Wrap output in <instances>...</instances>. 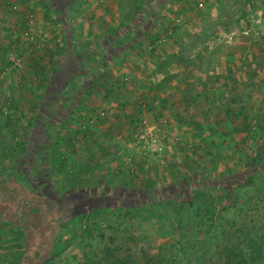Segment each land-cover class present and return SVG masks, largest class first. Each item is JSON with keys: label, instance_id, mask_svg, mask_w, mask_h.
<instances>
[{"label": "rangeland", "instance_id": "obj_1", "mask_svg": "<svg viewBox=\"0 0 264 264\" xmlns=\"http://www.w3.org/2000/svg\"><path fill=\"white\" fill-rule=\"evenodd\" d=\"M162 1L0 0V264H264V0Z\"/></svg>", "mask_w": 264, "mask_h": 264}, {"label": "trees", "instance_id": "obj_2", "mask_svg": "<svg viewBox=\"0 0 264 264\" xmlns=\"http://www.w3.org/2000/svg\"><path fill=\"white\" fill-rule=\"evenodd\" d=\"M156 1V0H155ZM157 1H159V0H157ZM166 1L167 0H164V1H162V5H161V7H163V5L166 3ZM146 6V5H145ZM160 7V8H161ZM141 9V8H140ZM149 9V8H148ZM142 11H143V13H144V10H143V8L141 9ZM140 13V10L138 11V12H136V14L133 16V18H135L136 16H138V15H140L139 14ZM124 51V50H123ZM124 54V52H122L121 53V55H123ZM120 55V56H121ZM109 64V66H110V63H108ZM250 178H251V176H248L247 178H245L244 180H243V182H241V183H239L237 186H240V187H242V186H246V185H248V184H250ZM101 181V180H100ZM99 181V183H100V185H104V183H101ZM119 187H121V186H119ZM102 188V187H101ZM78 189V188H77ZM84 189H86V190H84L83 192H79L80 193V195L82 196V195H84V194H91V189H88L87 187L86 188H84ZM224 191H221V193H224L225 194V196H224V199H223V201L221 202V203H217L218 205H216V206H218L217 207V209H219V212H221V211H223V210H226V209H228V208H231V207H233V206H235L236 205V203H237V201H238V196L235 194V190H234V187L232 186V185H227L226 186V188L225 189H223ZM77 191H79V190H77ZM105 191V190H104ZM122 192H125V191H123L122 190ZM93 193H96V191H94ZM120 195H121V193H119ZM120 195H118V197H120ZM220 196V195H219ZM218 196V197H219ZM121 197H122V195H121ZM197 198H194V199H190V201H188V204L190 205V206H193L194 204H195V200H196ZM178 203L180 204V207L181 206H183V201L182 200H180V201H178ZM181 208H183V207H181ZM56 210V212H55V215H57L58 216V220H61L62 219V212H64V210H60L59 208H56L55 209ZM61 212V213H60ZM60 213V214H59Z\"/></svg>", "mask_w": 264, "mask_h": 264}, {"label": "crops", "instance_id": "obj_3", "mask_svg": "<svg viewBox=\"0 0 264 264\" xmlns=\"http://www.w3.org/2000/svg\"><path fill=\"white\" fill-rule=\"evenodd\" d=\"M112 30H113V29H112ZM117 44H118V42L111 41L110 44H109V46H110L111 49H113V48L116 47ZM131 52H132L131 49H130V50H127V48H125V49H124V54L121 55V56H122L121 58H123V57L125 56V54H126L127 56L130 55ZM118 59H119V58H118ZM113 62H114V60H113V61H109L108 63L112 64ZM114 66H115L114 68H113L112 65L109 66V67L107 68V69H108L107 71H109V69H113V70L109 73V75H112V74H113L112 72H114V69L117 70V67L120 68V66H117V65H114ZM105 75H106V72L102 73L99 77H97V79H102ZM109 77H110V76H109ZM114 78H115V77H114Z\"/></svg>", "mask_w": 264, "mask_h": 264}]
</instances>
